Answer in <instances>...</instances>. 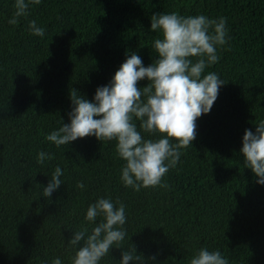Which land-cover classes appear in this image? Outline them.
Instances as JSON below:
<instances>
[{
    "label": "trees",
    "instance_id": "1",
    "mask_svg": "<svg viewBox=\"0 0 264 264\" xmlns=\"http://www.w3.org/2000/svg\"><path fill=\"white\" fill-rule=\"evenodd\" d=\"M14 11V0H0V264H70L71 231L98 196L127 206L129 237L101 264H118L132 245L142 264H188L200 247L229 264H264V185L239 154L245 129L264 119V0H42L11 25ZM172 11L227 18L230 40L206 70L226 83L163 178L168 188L134 191L120 182L114 141L86 136L56 148L45 135L68 123L72 91L91 101L132 52L151 64L150 17ZM31 20L43 38L29 32ZM40 150L54 158L37 164ZM56 165L64 183L45 198Z\"/></svg>",
    "mask_w": 264,
    "mask_h": 264
},
{
    "label": "clouds",
    "instance_id": "2",
    "mask_svg": "<svg viewBox=\"0 0 264 264\" xmlns=\"http://www.w3.org/2000/svg\"><path fill=\"white\" fill-rule=\"evenodd\" d=\"M42 0H14L11 25L26 17L30 6ZM32 35L43 38L46 29L35 20L28 23ZM151 42L156 58L145 66L135 52L127 56L106 85L95 90L89 101L76 90L70 94L68 123L45 135L56 148L68 146L78 138L94 136L98 141H114L115 151L123 161L120 182L125 188H168L164 177L181 160L183 149L196 138V121L208 114L226 83L217 73L206 71L220 60L218 49L230 40L227 18L204 14L180 15L176 11L156 12L150 17ZM146 80L143 87L138 81ZM255 131L245 129L239 154L244 167L264 185V119ZM54 154L40 150L36 163L44 165ZM65 172L56 165L42 196L49 198L64 183ZM76 187L86 189L83 181ZM84 226L71 231L67 241L73 251L70 264H101L111 248H122L129 239L127 206L119 199L98 196L85 209ZM135 247L122 251L118 264L143 262ZM155 259V257H152ZM47 264V262H45ZM51 264H64L60 256ZM188 264H229L221 250L196 249Z\"/></svg>",
    "mask_w": 264,
    "mask_h": 264
}]
</instances>
